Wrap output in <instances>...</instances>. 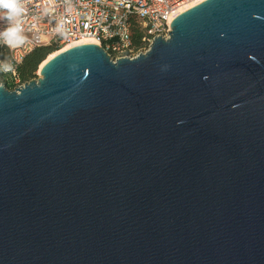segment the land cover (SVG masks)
I'll return each instance as SVG.
<instances>
[{
	"label": "water",
	"instance_id": "obj_1",
	"mask_svg": "<svg viewBox=\"0 0 264 264\" xmlns=\"http://www.w3.org/2000/svg\"><path fill=\"white\" fill-rule=\"evenodd\" d=\"M170 29L0 86V264H264V0Z\"/></svg>",
	"mask_w": 264,
	"mask_h": 264
},
{
	"label": "built area",
	"instance_id": "obj_2",
	"mask_svg": "<svg viewBox=\"0 0 264 264\" xmlns=\"http://www.w3.org/2000/svg\"><path fill=\"white\" fill-rule=\"evenodd\" d=\"M198 1L21 0L25 10L21 18V34L25 42L9 47L0 39V62L10 63L14 68V71L1 73L10 81L13 90L20 89L24 85L19 80L18 67L34 49L54 47L59 50L83 40L100 46L112 61L133 59L147 52L154 39H167L170 24L178 16H174L175 12ZM8 26V22L0 18V32ZM133 29L141 34L138 51L132 46Z\"/></svg>",
	"mask_w": 264,
	"mask_h": 264
},
{
	"label": "clouds",
	"instance_id": "obj_3",
	"mask_svg": "<svg viewBox=\"0 0 264 264\" xmlns=\"http://www.w3.org/2000/svg\"><path fill=\"white\" fill-rule=\"evenodd\" d=\"M24 8L21 6V0H0V13H3L0 18L6 20L9 26L0 32V39L9 47H16L25 42V37L21 34V18L24 13ZM14 71L13 66L7 62H0V72Z\"/></svg>",
	"mask_w": 264,
	"mask_h": 264
},
{
	"label": "trees",
	"instance_id": "obj_4",
	"mask_svg": "<svg viewBox=\"0 0 264 264\" xmlns=\"http://www.w3.org/2000/svg\"><path fill=\"white\" fill-rule=\"evenodd\" d=\"M141 34L138 30L133 29L131 34L132 46L135 51L141 48L140 42ZM58 51L54 47H39L34 49L28 56H26L20 66L18 67V77L20 82L24 85L35 78V73L40 64L52 53ZM0 86L6 90L12 91L13 86L10 81L0 72Z\"/></svg>",
	"mask_w": 264,
	"mask_h": 264
},
{
	"label": "bare ground",
	"instance_id": "obj_5",
	"mask_svg": "<svg viewBox=\"0 0 264 264\" xmlns=\"http://www.w3.org/2000/svg\"><path fill=\"white\" fill-rule=\"evenodd\" d=\"M204 0H199L197 3H201V2H203ZM197 3H190V4H187V5H185V6H183V7H181V8H179L176 12H175V14H174V16L176 15H180V14H182L183 12H185V11H187V10H189L190 8H192V7H194V6H196V4ZM81 44H95L93 41H90V40H83V41H79V42H77V43H71V44H68V45H66V46H63L62 48H60L58 51H56V52H54V53H52V54H50L46 59H45V61H43L41 64H40V66H39V68H38V74H39V71L41 70V68L44 66V64H46V62H48L50 59H52L54 56H56V55H58V54H60V53H62V52H64V51H66V50H68V49H70V48H72V47H74V46H76V45H81Z\"/></svg>",
	"mask_w": 264,
	"mask_h": 264
},
{
	"label": "rangeland",
	"instance_id": "obj_6",
	"mask_svg": "<svg viewBox=\"0 0 264 264\" xmlns=\"http://www.w3.org/2000/svg\"><path fill=\"white\" fill-rule=\"evenodd\" d=\"M36 79H38V69H37V71L35 73V78H33L31 81L36 80Z\"/></svg>",
	"mask_w": 264,
	"mask_h": 264
}]
</instances>
